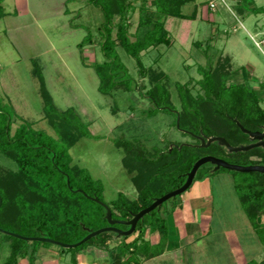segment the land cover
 <instances>
[{"label":"rangeland","instance_id":"374dc122","mask_svg":"<svg viewBox=\"0 0 264 264\" xmlns=\"http://www.w3.org/2000/svg\"><path fill=\"white\" fill-rule=\"evenodd\" d=\"M15 1L1 0L7 17L0 18V101L13 110L12 132L27 121L32 123L34 130L55 136L43 119L38 81L31 72L34 59L54 105L60 110L73 108L88 125L91 135L98 137L81 138L69 150V155L72 165L86 168L94 179L101 180L103 201L107 204L115 200L118 193L130 199H135L137 195L130 180L133 174L127 173L122 166L123 150L114 145L115 139L138 141L150 153L154 149L166 151L179 143H193L191 138L180 134L176 124L174 126L173 113L180 111L175 84L188 83L192 96L202 94L196 84L202 78L198 70L200 67L213 69L218 61L222 62L228 57L226 85L245 82L255 92L260 107L264 108V0H193L180 8V12L188 17L184 20L188 21L153 15L154 19L163 21L166 31H170L171 45H159L141 53V61L145 67L166 75L167 79L162 82L169 92L172 109L166 107L167 111L152 113L148 111L155 109V105L145 92L154 85L155 80L150 81L149 76L140 78L134 59L121 47H117L116 52L127 68L129 78L136 83L133 92L119 86L111 95L103 96L97 90L98 78L93 69L82 64V59L89 63L104 60L97 44V27L102 23L103 16L88 0H68L64 6L72 12H66L64 16L60 13L59 0H27L25 6L21 0L19 6H14ZM150 2L148 0V5ZM211 4L214 6L211 7ZM139 6L140 2L135 0L134 9L129 11L127 17L131 40L135 38ZM149 7L152 9V6ZM118 22L115 17L114 25ZM88 31L93 35L94 44L78 49L77 44ZM196 42L199 46L195 45ZM15 169L10 160L0 155V179H5ZM204 176L207 179L201 180L207 193L205 201L211 211V223L208 235L197 244L203 249L205 262L231 264L226 258L229 255L224 240L228 234L235 235L244 251L245 262L259 263L264 260V230L257 232L253 229L234 190L235 181L243 176L228 171L205 173ZM183 194L179 195L180 198ZM179 196H176L178 204L174 202V197L158 207L160 217L166 220L167 230L170 229V241L174 243L172 248L176 253L168 257L165 264L173 261L183 264L186 252L179 245L180 235L174 215L180 207ZM258 222L264 224V217H260ZM106 233L110 239L105 251L108 255H117L115 248L125 237L113 232ZM148 233L146 228L145 236ZM135 236L132 234L128 238L130 240ZM44 244L41 247L54 255L56 264H80L79 261L90 264L87 254L90 247L66 249ZM8 252L5 243L0 247V263ZM144 259L140 257L139 263ZM121 260L122 257H117L118 263ZM111 262L109 256L99 263ZM20 264H27V260ZM34 264H37L36 261ZM144 264L160 263L152 261Z\"/></svg>","mask_w":264,"mask_h":264},{"label":"trees","instance_id":"16d2710c","mask_svg":"<svg viewBox=\"0 0 264 264\" xmlns=\"http://www.w3.org/2000/svg\"><path fill=\"white\" fill-rule=\"evenodd\" d=\"M134 1L88 0L103 16L102 23L97 27V44L104 60L89 63L82 59L81 62L93 69L98 78L97 90L103 96L111 95L119 86L133 92L136 83L129 78L127 68L116 52V48L121 47L134 59L140 78L149 76L150 81L155 80L154 85L145 92L155 105V109L148 112L167 111L166 107L172 109L169 92L162 82L167 77L162 72L145 67L141 53L159 45H171V36L163 21L154 19L153 15L188 19L180 8L193 0H151L150 5L148 0H138L136 33L134 40H131L127 17L129 11L134 9ZM3 16L0 0V18ZM115 17L119 20L116 25ZM94 42L93 35L88 31L77 48L82 49ZM195 45L199 46V43ZM217 63L213 69H198L202 78L196 84L202 94L192 96L188 83L175 84L180 111L173 113L174 126L178 117L180 134L191 138L193 143H179L166 151L154 149L150 153L138 141H113L116 147L123 150L121 163L127 173L133 174L130 180L137 195L135 199H130L118 193L116 199L107 204L103 201L101 180L94 179L86 168L72 165L69 155V150L81 138L98 137L91 135L88 125L73 108L60 110L54 105L41 70L33 59L31 72L38 81L43 119L55 136L34 130L32 123L27 121L12 132L13 110L0 101V155L10 160L16 168L5 179H0V229L23 237H45L57 242L76 243L88 232L108 226L106 211L98 202L108 207L112 220L128 221L151 205L154 199L182 186L192 165L201 157L213 156L241 166L264 165V149L260 147L247 152L229 153L217 142L205 148L199 146V138L206 140L214 136L223 137L233 147L247 145L251 141L240 131L236 122L250 132L259 131L264 125V108L260 107L255 92L245 82L226 85L225 66L229 58L225 57ZM212 169L213 166L209 164L201 166L193 182L205 178V173L226 171L219 169L212 172ZM228 172L243 176L235 181L234 190L253 229L263 231L264 224L259 223L258 219L264 217V175ZM174 202L178 204L177 197ZM158 211V208L154 209L137 222L133 233L136 236L128 243L125 242L128 237L123 238L115 248L117 255L109 253L112 259L110 264H139L140 257L147 259L164 251L168 230L165 218L160 217ZM114 227L122 230L128 228L122 225ZM146 228L149 233H158L157 244L150 245L145 240ZM109 239L107 233H102L77 247L105 250ZM5 243L9 252L0 264H17L20 259L34 264L38 248L46 245L0 233V247ZM117 257H122L119 263ZM246 264H264V260Z\"/></svg>","mask_w":264,"mask_h":264},{"label":"crops","instance_id":"0c3cea01","mask_svg":"<svg viewBox=\"0 0 264 264\" xmlns=\"http://www.w3.org/2000/svg\"><path fill=\"white\" fill-rule=\"evenodd\" d=\"M27 0H21L23 6H25ZM59 4L61 6L60 13L64 16L68 11L65 8V4L68 0H59ZM24 3V4H23ZM19 0L15 1L14 6H19ZM16 12L17 9L15 10ZM17 16V14H15ZM4 17H7V14L4 12ZM1 18V19H2ZM173 20V17H169ZM177 18H174V20ZM178 21H188L184 19H177ZM192 22V21H189ZM167 24V23H166ZM170 33V31L167 29ZM47 88V87H46ZM49 92V91H48ZM79 115V113H78ZM80 116V115H79ZM81 118V116H80ZM207 178L203 179L206 180ZM203 180H198L192 183L190 188L181 196L180 198V207L175 212L176 225L178 229V233L180 235V246H183L186 249L184 253L183 264H199L198 260L202 263L200 264H208L209 262H205L203 259L204 252L202 251V247L198 246V242L203 239L204 236L208 235V228L210 226L209 215L210 210L207 208L206 199V190L203 188L204 183ZM169 228V227H168ZM171 232L170 229L168 231L167 242L165 244L164 251L154 257L147 258L142 260L139 264H144L146 262L151 263L152 261H158L160 264L168 263V257H173V254H176L172 246L173 242L170 241ZM145 238L150 241L152 244H157L159 240V235L157 232L148 233ZM225 238V237H224ZM133 239V238H132ZM132 239L129 238L125 242H130ZM225 240V245L228 247V255L226 257L229 259L231 264H246V257L243 249L240 247L239 242L236 240L234 234H228ZM173 243V244H172ZM109 244V243H108ZM7 245V244H6ZM2 247V246H1ZM110 247V244H109ZM8 248V246H7ZM177 248V247H176ZM201 249V250H200ZM50 251L45 247H39L36 253V263L37 264H56L55 258L53 254H49ZM197 253V255L195 254ZM87 254L89 257L90 264H100L101 261H106L107 257H109L108 253L104 250H97L95 248H89L87 250ZM40 257V258H38ZM240 257V258H239ZM200 258V259H199ZM25 259H20L17 264L23 262ZM198 262H197V261ZM241 260V262H240ZM250 261V260H249ZM82 264L81 261H79ZM171 262V260L169 261ZM171 264H176L174 261Z\"/></svg>","mask_w":264,"mask_h":264},{"label":"water","instance_id":"95a60500","mask_svg":"<svg viewBox=\"0 0 264 264\" xmlns=\"http://www.w3.org/2000/svg\"><path fill=\"white\" fill-rule=\"evenodd\" d=\"M236 125L242 133L246 134L249 137V140L251 141L250 144L233 147L223 137L214 136L206 140H204L203 138H199L200 140L199 146L205 148V147H208L211 143L217 142L218 145L224 147L229 153L247 152L253 148H259V147L264 149V132H259V131L250 132L244 129L238 122H236ZM176 126L178 127V118H177ZM205 164H209L213 166L212 172L218 171L219 169H223L226 171H232V172H238V173H258V174L264 175V165L241 166V165H236V164H230L222 159H219L213 156H204L198 159L192 165L190 171L186 175L185 182L182 184V186H180L179 188L173 191L166 193L165 195L159 198L154 199L151 205L140 210L138 213L134 214L132 218L128 221L112 220L111 213L108 207L105 204L98 202L100 205H102V207L106 211L105 219L107 221L108 226L98 229L96 231L88 232V234L84 238H82L79 242L75 244H72V245L63 244V243H60V242H57V241H54V240H51L45 237H23V236H20L12 232L4 231L2 229H0V233L11 236L16 239L23 240V241H37V242H42V243H49V244L57 245L59 247L66 248V249L76 248L83 242H86L87 240L97 235H100L102 233H106V232H113L119 236L130 237L135 231L137 222L141 220L146 214H149L151 211L161 206L167 200L185 193L192 185V182H193V179L195 177L197 170ZM92 200L97 202L96 199H92ZM0 204H1V199H0ZM114 225L126 226L128 227V229L120 230L114 227Z\"/></svg>","mask_w":264,"mask_h":264},{"label":"flooded vegetation","instance_id":"af4514ba","mask_svg":"<svg viewBox=\"0 0 264 264\" xmlns=\"http://www.w3.org/2000/svg\"><path fill=\"white\" fill-rule=\"evenodd\" d=\"M259 132H264V125L261 127V130Z\"/></svg>","mask_w":264,"mask_h":264},{"label":"built area","instance_id":"2783aa9c","mask_svg":"<svg viewBox=\"0 0 264 264\" xmlns=\"http://www.w3.org/2000/svg\"><path fill=\"white\" fill-rule=\"evenodd\" d=\"M214 5L213 4H211V7H213Z\"/></svg>","mask_w":264,"mask_h":264}]
</instances>
